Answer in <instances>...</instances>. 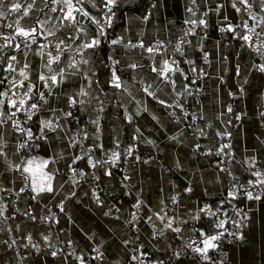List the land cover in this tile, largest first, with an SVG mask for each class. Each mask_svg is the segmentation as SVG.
Instances as JSON below:
<instances>
[{
    "label": "crops",
    "instance_id": "1",
    "mask_svg": "<svg viewBox=\"0 0 264 264\" xmlns=\"http://www.w3.org/2000/svg\"><path fill=\"white\" fill-rule=\"evenodd\" d=\"M249 1L264 13V0ZM73 2L0 0V264H81L96 250L101 264H136V247L169 258L210 232L208 208L230 203L245 213L241 239L207 235L202 249L215 247L174 264H206L218 247L225 264H264V197L234 198L228 186L244 179L245 161L264 165V55L233 35L251 22L244 0H118L107 29L110 0ZM182 35L176 55L136 46ZM11 92L39 106L24 165ZM80 137L97 159L128 149L131 198L116 165L79 154ZM221 137L231 139L227 167L195 152Z\"/></svg>",
    "mask_w": 264,
    "mask_h": 264
},
{
    "label": "built area",
    "instance_id": "2",
    "mask_svg": "<svg viewBox=\"0 0 264 264\" xmlns=\"http://www.w3.org/2000/svg\"><path fill=\"white\" fill-rule=\"evenodd\" d=\"M118 0L114 2H109L105 5L103 13L104 28L107 29L111 26V22L114 17V5ZM82 4V0H74L72 7L74 9H79ZM244 5L249 11L251 22L242 31L235 30L233 32L234 37L243 42L244 44H249L254 46V52L262 57L264 55V33L262 28L264 26V13L262 11H257L253 7L249 0H244ZM247 37V39H245ZM185 40V35L180 36L176 40L163 43L159 42L152 45H146L141 41H138L136 46H139L145 50L151 49V53H156L167 46L172 48L174 55L178 54L181 50L182 45ZM61 55L58 54L56 58L60 59ZM111 72H115V68L111 67ZM8 81V89H11L10 84L12 80L10 78ZM191 95L199 96L201 93L198 87L197 80L191 81V86L188 90ZM13 108L8 113V118L14 123L15 128L19 137V145L21 150V165H24L27 158L33 154L35 147L38 146V139L34 135L33 128L31 126V120L33 116L38 112L39 106L37 103H30L28 97L24 95H14L11 92ZM35 105V107H33ZM264 112V110H263ZM194 114L193 112H189ZM217 148L211 152H203L200 148L195 149L198 154H204L208 158L213 160H219L226 165L232 161V156L230 153L231 139L227 137H221L217 140ZM78 152L80 155L88 153L90 157H94L100 164L104 166L116 165L119 169V174L121 181L124 185V196L126 199L131 198L133 195V188L127 181L126 177V164L129 151L127 148H120L118 151V158H102L97 159L93 153L88 152L86 141L84 138L78 139ZM244 165V179L238 182L228 181V186L231 190H234V198H258L264 197V165L257 166L250 161H245ZM23 167V166H22ZM226 169V168H225ZM73 174L77 178H83L82 171L78 167L73 166ZM28 186V184H26ZM209 217L214 220L213 229L208 236H216L222 242H237L241 239L242 229L245 226L246 218L242 207L234 203L229 210V212H220L215 208H208ZM54 220V219H53ZM131 222L129 221V224ZM5 231V222L0 223V232ZM222 234V235H221ZM207 235H194L191 239L186 242L179 243L171 252L169 258H159L153 259L152 256L140 248H134L135 262L136 264H174L180 259H197L201 252H197L196 249H202L203 240ZM16 249H20V246H15ZM59 252L65 254H71L73 258H77L68 244H61L58 247ZM81 264H101L99 260L98 251H94L85 259H82ZM206 264H225L226 255L223 250L219 247L215 248L207 254ZM19 263V261L17 262Z\"/></svg>",
    "mask_w": 264,
    "mask_h": 264
},
{
    "label": "snow or ice",
    "instance_id": "3",
    "mask_svg": "<svg viewBox=\"0 0 264 264\" xmlns=\"http://www.w3.org/2000/svg\"><path fill=\"white\" fill-rule=\"evenodd\" d=\"M110 2H114V0H110ZM17 8H19V4H16V5L14 6L13 10H15V9H17ZM245 39H247V37H245ZM149 51H151V49H149ZM33 107H35V105H33ZM221 235H222V234H221ZM216 239H217L216 236H213V237L210 238V240H216ZM205 244L207 245V247H215L214 245H211V244H210L209 240H206V241H205ZM207 247H206L205 249H199V248H197L196 251H197V252L206 253V251H207ZM205 259H207V256H205Z\"/></svg>",
    "mask_w": 264,
    "mask_h": 264
},
{
    "label": "trees",
    "instance_id": "4",
    "mask_svg": "<svg viewBox=\"0 0 264 264\" xmlns=\"http://www.w3.org/2000/svg\"><path fill=\"white\" fill-rule=\"evenodd\" d=\"M230 201H232V198H231V196H230ZM228 201H226V203H227ZM228 204V203H227ZM233 205V204H232ZM232 205H231V203L229 204V206L226 208V209H218V208H216L217 210H219L220 212H224V213H227V212H229V210L231 209V207H232ZM225 210V211H224ZM211 230H210V232L212 231V229H213V225H214V220L211 218ZM210 232H208V233H210Z\"/></svg>",
    "mask_w": 264,
    "mask_h": 264
}]
</instances>
